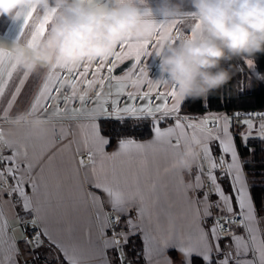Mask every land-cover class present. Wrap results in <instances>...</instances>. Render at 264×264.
Masks as SVG:
<instances>
[{"label": "snow or ice", "instance_id": "obj_1", "mask_svg": "<svg viewBox=\"0 0 264 264\" xmlns=\"http://www.w3.org/2000/svg\"><path fill=\"white\" fill-rule=\"evenodd\" d=\"M89 7L100 5L107 7V4L103 0H82ZM137 5L142 7V10L146 16H157V13L152 8L146 7L145 0H135ZM42 12L38 22L33 27L30 38L26 41L25 46L28 49H35L39 45L40 38H44L48 32V25L55 16L57 9L55 7L43 9L35 4L28 6L26 15L19 21L13 22L7 27V33L13 35L11 43H17L21 36L24 34L25 29L29 26V22L33 19L34 13L37 10ZM183 17L192 18L195 20L194 25L191 27V35L196 38V30L201 28V24L196 20V14L193 11H186L181 14ZM157 28L166 29L167 34L171 35L173 30H176L177 35L171 41L175 44L177 40L181 39L179 32V24L182 21L176 19L162 20L157 19ZM13 29L15 32L13 33ZM160 42V36L157 34L155 37L152 32L145 28V38L136 40H127L119 43V51L116 48L109 54L104 56L99 65L91 70L93 79H86L90 73V69L94 59H90L87 63L83 64L75 70H66L63 65L59 62L51 65L50 67H44L47 70V74L40 84L39 88L35 91L31 101L25 108L13 112L14 105L17 102V98L21 95L22 90L26 86V82L29 80L31 75L30 72L22 71V75L18 78V83L15 84L13 91L9 93L10 98L4 102L6 106L0 107V124H6L10 128V132L13 129L19 128L31 133L30 128L24 126H18L17 117L20 114H26L30 117H39L46 122L53 118L61 117L64 114L71 113L73 115L78 113H86L88 118V127L90 129V135L84 138V144L87 147V159L90 162L93 175L97 173V157L99 160V171L103 174L102 179L98 180L93 184V187L99 189L105 193L109 198V204L114 212L123 213L128 205L137 204V215L141 220L147 219L151 223V214H147L145 206V195L139 188L138 184L135 190H132L127 183V176L122 172H117L115 168L111 170L110 179L109 173L104 170L105 159H115L121 155H131L133 150L136 154H146L148 148L152 147L153 141H149L147 144L137 142L134 138H122L118 141V150L113 152L109 156L106 152V146L110 144V139L103 136L100 131V125L96 118V112L99 110L102 116L108 117L113 116L116 119L123 120L125 115L128 118L140 119L144 115L153 117L152 121V133L154 141L162 143L166 147L163 149L165 152L171 150L175 157L181 152L187 150L191 153L193 142L199 140L202 151V157L207 162V172L205 173L204 167L199 164L195 159L197 166V174L195 176V187H202L201 176L207 175V178L213 186V194L217 196L218 200L215 203V207L219 209L221 213H227L224 216H217L214 218L211 229L205 231L200 221L201 217V202L199 200H188L189 207L193 210V223L190 225L187 233H182L177 229L173 223L171 234L168 239L163 241L165 248L171 246L176 248L186 257V264H190L188 258L193 254L201 255L205 264H211L210 252L211 248L208 244V235L211 234L212 240L215 241V248L217 253L220 252L219 240L222 238L220 235L221 229L229 232L231 237L232 246L235 249V256L231 251L224 254L223 259L217 260L215 264H264V229L259 227L261 220L257 216L256 205L253 201L251 193L248 188V183L245 179L244 164L240 159V155L235 144V137L230 133L229 129L231 126V118L225 117L223 127L221 128L218 120H209L208 118L197 122H189L187 124L182 122L180 117V108L182 99L178 96L176 86L171 84V90L166 92H157L156 96L153 97V92L158 89L159 85H169L170 82L161 74L160 77L150 79L149 76L144 78V82L137 85L135 82L132 83V87L136 90L135 92L127 94V100L132 103L125 102L124 107H119L118 100L111 101V112L106 105L109 104L108 97L113 95L112 89L115 88V95L121 96L125 91L124 81H128L134 73L142 74L149 73L150 64H144L142 57L153 56V52L148 51L149 47L156 48ZM5 39L3 35H0V100L5 97V90L8 88V82L12 79L13 73L19 69V65L15 62L14 50H8L4 47ZM109 58H112V63L109 64ZM9 62V67H5V62ZM124 61H131L130 64L124 69V75H115V70L118 67V62L123 63ZM249 68L253 69L254 74L257 78L264 80V74L255 71L253 61L246 60ZM7 72V79L4 78V74ZM102 72H106L109 75L101 76ZM72 82L76 85V89L71 91L70 94L64 93L65 82ZM113 82H115L113 84ZM147 84V91H141V85ZM81 85L86 89L80 97V107H69L71 102L76 98V93L79 91ZM99 87L96 91V107L92 109L87 108V104L90 102L88 89L95 86ZM108 88V92L104 93V88ZM53 92L59 93V95H53ZM162 101L155 107L152 106V99ZM169 98L172 99L173 103L171 107L168 105ZM139 99L143 101L139 107L136 106L135 101ZM52 104L51 111H48V104ZM61 103L64 107L61 108ZM156 113H161L160 119L155 118ZM39 114V115H37ZM239 115V114H237ZM261 123L254 125L252 114H248L247 117L241 121L246 127V131L239 133L241 141L245 148L248 147L250 140H260L264 142V114H257ZM165 117L174 119V125L168 127L165 130H161L160 122ZM186 119V118H185ZM209 124L212 127H208ZM258 127L259 132L253 136L254 128ZM185 128L191 129V135L185 131ZM223 137L216 134L221 132ZM175 136V142H172L170 137ZM4 129L0 127V145H3L11 150L10 155H4L3 151L0 150V181H3L5 176L10 177L13 181V187L9 191V196L16 194L17 202H22V207L25 212L31 213L33 211V205L31 199L27 196L24 191L25 181L22 176L17 175L20 171V164L17 162L19 156L18 149L10 142L3 139ZM23 139H30V136H25ZM216 142L220 150V164L224 166V171L221 173V178H227L229 180V192H225L223 187L218 182L216 176V170L220 165L217 164L216 158L213 156V150L211 142ZM249 151H253L249 149ZM225 156L228 159H225ZM80 167H86L83 156L79 160ZM29 169L31 165L27 166ZM169 169H166L168 171ZM173 173L179 174L183 169L180 168L176 163V158L171 162V169ZM34 191L38 190L39 185L33 181L29 185ZM155 187V186H154ZM186 187H191L188 185ZM209 193L204 192L203 194V217L211 216L212 213L210 208L213 206L208 203ZM93 200H99V197L93 196ZM235 204L236 211L233 207ZM103 205L101 204V208ZM2 215V212H0ZM100 213H98L99 217ZM231 216V219L229 217ZM105 220H110L112 217L105 215ZM223 219L224 223H221ZM239 220V226L243 228V234L237 235L234 230L230 227L232 224L237 223ZM115 221L118 224L120 216H115ZM33 224L36 221L33 219ZM128 224L130 227H135L133 221L129 218ZM5 227L7 222H4ZM229 226V227H226ZM156 230H159L157 223ZM144 232L146 252L150 254L152 245L155 243V237L145 229H141ZM46 234V233H45ZM186 237V238H185ZM38 239V237H37ZM170 241L172 243L170 244ZM27 243V241H25ZM114 242V241H113ZM0 243L6 245L9 252H17L14 241H8L3 239V230H0ZM203 246L201 251L198 246ZM61 249L64 255L65 264H82V260L78 258L75 248L70 251L69 248L62 245H57ZM251 258H248V257ZM150 258V255H149ZM0 264H17V261L11 256H4L0 260Z\"/></svg>", "mask_w": 264, "mask_h": 264}, {"label": "crops", "instance_id": "obj_2", "mask_svg": "<svg viewBox=\"0 0 264 264\" xmlns=\"http://www.w3.org/2000/svg\"><path fill=\"white\" fill-rule=\"evenodd\" d=\"M103 2L108 4L109 0H103ZM160 2L161 0H145L144 6L154 10ZM173 3L179 5L182 12L192 11L190 0H173ZM40 15H42V12L38 9L17 43H26L30 38L33 25ZM157 18H159L158 14ZM179 18H183V16L179 15L170 18V20L176 19L179 21ZM12 23L6 18L0 17V35L4 36V47L8 50H14L16 44L11 43L14 38L13 35L7 33V27ZM50 26L49 24L48 30ZM14 32L15 29H13ZM123 63H119V65ZM9 66V62L6 61L5 67ZM22 71L23 69L19 68L13 73L12 79L8 82V88L5 90V97L0 100V107L6 106L4 102L10 98L9 93L13 91L15 84L18 83ZM46 74L47 70L45 68H40L38 71L31 73L25 88L14 105V113L30 103L32 96L43 82ZM119 75L123 76L124 73ZM4 78L7 79V72H5ZM96 113H99V110ZM82 114L86 113L75 115L68 113L64 114L68 118H53L48 121L46 131L43 133H28L19 128L10 132L8 125H0L4 129L3 139L10 141L20 153L17 157V162L20 164V171L17 175L23 177L25 181L24 191L33 205L31 213L25 212L22 202L14 204L9 194L0 191V212H2V215H0V230H3V239L14 241L16 248L19 250L18 253L9 252L6 245L0 243V260L4 256H11L17 261V264H23L22 259L27 255V251L22 242L24 241V232L21 228V220L26 217L36 221L41 228L44 241L52 246L51 249L45 251L51 263L53 261L54 264H65L64 255L57 245L67 247L70 251L75 248L82 264L119 263L115 257V248L112 241L110 239L106 242L102 241V237L108 234L109 229V222L104 217L105 215L108 216L107 210H112V207L109 204L108 196L93 187V184L102 179L103 176L99 171L100 157H97V173L95 176L89 160L84 162L86 167H80L78 163L81 155L87 154V147L83 141L85 137L90 135L88 118L75 117ZM218 116L221 118L220 125L222 128L224 118L229 116ZM97 121L100 125V121ZM173 125L160 127L163 131ZM185 131L191 135V129L185 128ZM229 131L234 136L232 121ZM101 134L105 136L102 131ZM219 135L223 137L222 131L219 132ZM25 136H30V139H23ZM169 139L175 142V136ZM136 141L145 144L153 141V145L148 148L146 154H136L133 150L131 155H121L115 159L104 160V170L109 173V179L111 178V170L115 168L117 172H122L127 176L128 186L132 190H135L138 184L145 195L146 215L151 214V223L147 219L141 220L137 215L136 203L128 205L123 213L116 212L122 219L125 238L127 242L132 237L140 238L142 242V250L139 254L141 257L140 264H186V257L174 247L165 248L163 241L170 237L173 223L182 233L186 234L189 230L190 225L193 223V210L188 205L189 199L201 202L202 219L198 222L201 223L205 231L211 229L214 222L212 207L210 208L212 215L203 217L204 180L208 178L202 175V187H195L196 162H194L190 171L183 169L179 174L173 173L170 170L171 162L177 157L174 156L171 150L165 152L163 149L166 146L155 142L153 133L149 139ZM211 146L215 157L216 143L211 142ZM0 150L3 151L4 155L11 154V150L3 145H0ZM105 150L111 156L113 152L118 150V142L111 148H109V145L106 146ZM198 152L202 154L200 146ZM196 159L199 162L198 157ZM29 164L31 165L30 169L27 167ZM166 169L169 170L166 171ZM216 176L225 192H229V180L220 178L218 169L216 170ZM245 179L247 181L246 175ZM33 181L39 185L38 190L34 191L28 186ZM188 185H191V187H186ZM93 196L99 197V200L94 201ZM212 199L218 200L216 195L209 196L208 203L211 204ZM101 204L103 205L102 208ZM233 207L236 211L238 210L235 204H233ZM98 213H100L99 217ZM219 214L227 213L219 211ZM129 218L133 221L135 227L129 226ZM258 218L261 220L259 227L264 229V216H258ZM5 221L7 222L6 227L4 225ZM157 223L159 230H156ZM141 229H145L155 237V243L152 245L150 254L146 252L144 232ZM16 231H20L22 236L17 234ZM236 234H243V228L238 229ZM207 239L211 248V264L223 259L224 254L229 251L235 256L231 238H221L219 240V253L216 251L215 241L212 240L210 232ZM171 243L172 241H170ZM198 248L201 251L204 250L202 245H199ZM172 252L175 257L172 256ZM194 257L203 260L201 255L193 253L188 258L190 264H192Z\"/></svg>", "mask_w": 264, "mask_h": 264}, {"label": "clouds", "instance_id": "obj_3", "mask_svg": "<svg viewBox=\"0 0 264 264\" xmlns=\"http://www.w3.org/2000/svg\"><path fill=\"white\" fill-rule=\"evenodd\" d=\"M192 11L201 28L192 35L182 36L179 43H171L174 36L157 28V19L170 20L183 12L173 0H161L153 10L157 16H146L135 0H109L107 7H89L82 0H0V17L11 22L21 20L28 6L55 7L46 36L35 49L16 43L14 59L24 71L33 73L59 62L66 70H75L90 59L101 60L116 46L127 40L145 38V28L153 36H160L154 49L160 73L176 86L183 100L201 99L225 86L232 79V71L223 64L233 58L251 60L264 53V0H190ZM39 18H37L38 22ZM36 22V23H37ZM35 23V24H36ZM33 25V27L35 26ZM148 73H134L127 81L140 85ZM71 90L72 82H65ZM18 126L33 133L46 131L47 123L39 117L20 114ZM200 141L192 144L191 153L185 150L177 158V165L190 171L198 157Z\"/></svg>", "mask_w": 264, "mask_h": 264}, {"label": "trees", "instance_id": "obj_4", "mask_svg": "<svg viewBox=\"0 0 264 264\" xmlns=\"http://www.w3.org/2000/svg\"><path fill=\"white\" fill-rule=\"evenodd\" d=\"M250 59L254 62L255 70L264 74V53H258ZM246 60L245 58H233L225 62L223 66L230 67L233 73L232 79L225 86L211 93L206 102L201 99L183 100L180 112L190 116H232L241 110H264V80L257 78L248 67ZM258 120L260 119L253 120V123ZM100 127L102 133L110 139L109 148L122 138H134L141 141L152 136L151 121L122 123L101 120ZM232 130L240 159L246 162L244 172L256 205L257 215L264 216V142L250 140L248 147L245 148L233 121ZM218 152L219 148L215 146V156ZM46 250L43 246L40 248L43 259L46 264H54L45 254ZM141 250L142 242L139 237H132L128 240L126 251L133 264L141 263L139 255ZM173 254L172 256L175 257ZM192 264H205V262L199 257H194Z\"/></svg>", "mask_w": 264, "mask_h": 264}, {"label": "built area", "instance_id": "obj_5", "mask_svg": "<svg viewBox=\"0 0 264 264\" xmlns=\"http://www.w3.org/2000/svg\"><path fill=\"white\" fill-rule=\"evenodd\" d=\"M179 21H182V23L179 24V32H180L181 36L190 35L191 34V27L190 26L194 25L195 20H193L192 18L183 17V18H179ZM172 35L174 37L177 35L176 30H173ZM176 43H179V40H177ZM119 50H120L119 46H117L116 51H119ZM148 51L154 53V48L149 47ZM142 62L144 64H150V71L148 73V76L150 79L160 77L161 73H160L158 61H157L155 55L142 57ZM99 63H100V60H98V59L93 61L91 69H90V73L86 77V79H93V77L91 75V70L95 69L99 65ZM108 63L109 64L112 63V58H109ZM118 65H119V63H118ZM82 66L83 65H81V70H82ZM114 74L117 75L116 70H115ZM100 75L106 76L109 74L106 72H102ZM114 83L115 82H113V84ZM123 83L125 84V91H124L123 95L116 96L115 95V88L113 87V89H112L113 95L108 97L109 104L106 105V107L109 108L110 112L112 110L111 109V101L112 100H118L120 108L124 107L125 102L132 103V101L127 100V94L135 92L136 90L127 81H124ZM140 87H141V91H147L148 90L146 83L141 85ZM98 90H99L98 85L87 90L89 97H90V102L87 104L88 109H92L96 106L95 93ZM170 90H171V84L164 85L163 83H161L159 85L158 89H156L153 92V97L156 96L157 92H166V91H170ZM85 91H86V89L83 87V85H81L79 91H77V93H76V98L69 105L70 108L71 107H75V108L80 107L79 97ZM103 91H104V93H107L108 88L105 87ZM64 93L65 94L71 93V90L66 85L64 88ZM53 95H59V93L53 92ZM135 103H136V106L139 107L144 102L137 99L135 101ZM158 103H160L159 100H156L155 98L152 99V106L153 107H155V105ZM172 103H173L172 99L169 98V100H168L169 107H171ZM63 107H64V104L61 103V108H63ZM51 109H52V104L49 103L48 104V110H51ZM237 114H239V115H237ZM248 114H252L253 120H256V119H259L257 114H264V110H259V111H257V110H241V111H238L237 113H235L234 115L229 116V118H231V120L234 122V125L238 131L246 128L241 123V121H243L247 117ZM95 115H96L97 120H99V121L105 120V121H111V122H121V120L116 119L113 116H108V117L102 116L100 114V112L96 113ZM121 115H125L123 122H125V121H132V122L151 121L152 122L153 121V117H148L146 115H144L140 119L128 118L126 116V114H123V113ZM161 115H162L161 113H156L155 118L160 119ZM179 115L182 118V122L185 124H187L189 122H197L198 123L200 120L205 119V118H208L209 120H218L219 122L221 119L218 115H214V116H190V115L182 114L181 112L179 113ZM61 117L62 118H68V116H64V115H62ZM75 117L76 118L77 117L87 118V114H82V115H78V116L76 115ZM169 124H174V119H172L170 117H165L160 122V126L169 125ZM208 127L211 128L212 125L209 124ZM216 134L219 135V133H216ZM216 146L218 147L217 144H216ZM82 156L84 158V162L88 161L87 154H82L81 157ZM220 156H221V153L219 150V152L216 154L215 158L217 160V164L220 165L218 168V171H219V177L221 178V173L224 171V166L220 164ZM225 159L227 160L228 157L225 156ZM198 160H199V164H201L204 167V170L206 173L207 172V162L203 159L202 154L198 155ZM0 167H3V165H0ZM205 176H207V175L205 174ZM222 179H227V178H222ZM12 187H13V181L10 177L5 176L4 180L0 181V191L6 192L8 194L9 191H11ZM204 191L208 192L209 196H211V197L214 195L213 194V192H214L213 186L211 185V183L209 182L208 179L204 180ZM10 197H11L14 204H19L17 202L16 194H13V196H10ZM216 202H217V200L212 199L211 204L213 205L212 210L214 213V218L217 216L222 217L224 215H227V214H219V209H217L215 207ZM107 214H108V216L112 217V219L108 220V222H109L108 234L104 235L102 237V241L106 242L108 239H110L112 241L113 246L115 248V257H116L117 261L119 262V264H133L132 261L129 259L127 251H126L127 240L125 238V233H124L125 231L122 227L121 217H120L119 223L117 224L115 221V216H117L118 214L116 212H114L113 210H110V209L107 210ZM229 219H231V216L229 217ZM32 221L33 220L28 219L26 217L22 218V220H21V228L24 232V240L27 241V246L30 249L29 254L27 253V255L22 259V263L23 264H46V261L42 257V253L40 251V248L43 246L46 249H51L52 246L50 245V243L44 241L40 226L37 223L33 224ZM221 223L222 224L224 223L223 219H221ZM226 227H229V226H226ZM230 227L234 230L235 233H237V230L241 228L239 226V220L237 219V223L230 225ZM220 235L222 238H231L229 232L224 230V229H221ZM37 237H38V239H37Z\"/></svg>", "mask_w": 264, "mask_h": 264}, {"label": "rangeland", "instance_id": "obj_6", "mask_svg": "<svg viewBox=\"0 0 264 264\" xmlns=\"http://www.w3.org/2000/svg\"><path fill=\"white\" fill-rule=\"evenodd\" d=\"M253 64H254V62H253ZM248 67H249V66H248ZM250 69H251V68H250ZM251 70L253 71V69H251ZM255 71H256V70H255ZM260 123H261V121L258 120V122L254 123V125H259ZM246 130H247V129L244 128V129L240 130L239 133L244 132V131H246ZM258 132H259V128H258V127L254 128L253 133H252L253 136H254V135H257ZM16 233L19 234L20 236H22V233H21L20 231H16ZM22 242L24 243V246H25V248H26L25 250H26L27 253L29 254L30 249L28 248L27 243L25 242V240L22 241Z\"/></svg>", "mask_w": 264, "mask_h": 264}, {"label": "water", "instance_id": "obj_7", "mask_svg": "<svg viewBox=\"0 0 264 264\" xmlns=\"http://www.w3.org/2000/svg\"><path fill=\"white\" fill-rule=\"evenodd\" d=\"M130 63H131V61H126V62H124L123 64H120V65L117 67V69H116V74L119 75V74L124 73V69H125L126 66H127L128 64H130Z\"/></svg>", "mask_w": 264, "mask_h": 264}]
</instances>
